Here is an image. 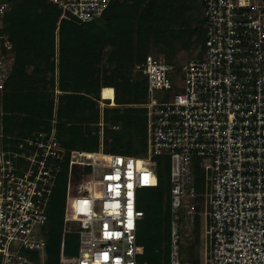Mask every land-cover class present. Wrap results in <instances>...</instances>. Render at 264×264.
I'll list each match as a JSON object with an SVG mask.
<instances>
[{
	"label": "built area",
	"instance_id": "obj_1",
	"mask_svg": "<svg viewBox=\"0 0 264 264\" xmlns=\"http://www.w3.org/2000/svg\"><path fill=\"white\" fill-rule=\"evenodd\" d=\"M26 1L0 0V264H46L49 203L63 166L57 264H147L139 259L140 195L157 183L158 155L169 163L170 264H264V0H200L203 41L183 60L165 59L151 37L128 76L144 87L142 101L129 105L143 109L146 146L131 154L100 144L102 162L66 147L55 109L32 130L9 124L10 18ZM37 1L57 9L58 25L99 18L112 0ZM111 88L113 98L102 100L114 99ZM68 231L78 233L74 254L64 252ZM183 243L192 245L184 254Z\"/></svg>",
	"mask_w": 264,
	"mask_h": 264
},
{
	"label": "trees",
	"instance_id": "obj_2",
	"mask_svg": "<svg viewBox=\"0 0 264 264\" xmlns=\"http://www.w3.org/2000/svg\"><path fill=\"white\" fill-rule=\"evenodd\" d=\"M194 1L112 0L99 18L80 23L62 18L57 25L59 12L53 5L27 0L10 18L16 66L4 94V108L11 112L9 124L20 132L25 125L32 130L47 124L55 109L58 135L68 149L81 145L97 150L98 130L94 132L89 123L98 122L101 88L103 94L113 87L114 102L104 100L111 106L103 108V120L118 123L121 129H105L104 150L141 153L146 146L143 109L129 104L142 101L144 87L121 69L144 58L151 37L165 59L201 43L204 33L192 16ZM156 167V185L141 191L145 215L138 241L144 252L139 259L170 264L168 157L156 156ZM65 192L63 166L49 203L46 264L58 262ZM77 247L78 233L65 232L64 252L74 254Z\"/></svg>",
	"mask_w": 264,
	"mask_h": 264
},
{
	"label": "rangeland",
	"instance_id": "obj_3",
	"mask_svg": "<svg viewBox=\"0 0 264 264\" xmlns=\"http://www.w3.org/2000/svg\"><path fill=\"white\" fill-rule=\"evenodd\" d=\"M190 2H192V0H189ZM193 11H192V16H194L195 17V21H197V17L198 16H200V14H201V5H200V0H196V1H194L193 3ZM194 23H196V22H194ZM189 53V52H188ZM188 53H187V51H184V50H179V52L177 53V55H176V58L177 59H179V60H183V59H185L186 57H187V55H188ZM132 66L129 64L126 68H123L122 67V69H121V73L124 75V76H129V77H132L133 78V75L131 74V71H130V68H131ZM55 76H57V74H56V71H55ZM133 81V80H132ZM54 91L57 93V92H59V90L57 89V88H54ZM104 95H106V96H104ZM102 96L103 97H112L113 96V92H112V89L111 90H107L106 92H104L103 94H102ZM113 98V97H112ZM55 100H57V99H55ZM111 102H114V99H112V101ZM111 104V103H110ZM113 104H115V103H113ZM106 106H111V105H109L108 104V102H106V101H101V98L98 100V107H99V119H98V122H101V121H103V124H102V126L101 125H99V123L97 122V123H94V122H91V123H89V128H92V129H94V132H96L97 130H98V139H99V141H98V143H99V145L101 144L102 146H103V148H104V146H106L104 143H103V139H104V133H105V129L107 128V129H110L111 127H110V125H111V121L110 120H107V121H104L103 120V114H104V110H103V108H105ZM133 106V105H132ZM109 114H111L110 112H109ZM102 128V134L99 132V130ZM120 129H121V127H120ZM120 129H118L119 131H120ZM96 130V131H95ZM115 130V129H114ZM136 138V137H135ZM109 138L107 139V141L109 142ZM83 147L84 146H81V145H76L75 146V148H81V149H83ZM72 180V179H71ZM73 181V180H72ZM141 191H143L142 189H141ZM140 198H141V195H140ZM141 224V223H140ZM68 225L71 227V228H75L76 227V223L75 222H68ZM139 228H140V225H139ZM139 228H138V231H139ZM190 248H192V245L191 244H181L180 245V250H181V253L182 254H184L185 253V251L186 250H190ZM196 249H197V246H196ZM198 253V250H196V254Z\"/></svg>",
	"mask_w": 264,
	"mask_h": 264
},
{
	"label": "bare ground",
	"instance_id": "obj_4",
	"mask_svg": "<svg viewBox=\"0 0 264 264\" xmlns=\"http://www.w3.org/2000/svg\"><path fill=\"white\" fill-rule=\"evenodd\" d=\"M102 89H103V87L101 88V93H100V98H101V101H103L102 99H105V98H109V99H111L110 97H103L102 96ZM110 101H112V100H110ZM88 152V155L90 156L88 159L89 160H91V161H93V162H102V161H104V158L102 157V153L103 152H101V151H99V150H92V151H87Z\"/></svg>",
	"mask_w": 264,
	"mask_h": 264
},
{
	"label": "snow or ice",
	"instance_id": "obj_5",
	"mask_svg": "<svg viewBox=\"0 0 264 264\" xmlns=\"http://www.w3.org/2000/svg\"><path fill=\"white\" fill-rule=\"evenodd\" d=\"M129 227H131V225H129Z\"/></svg>",
	"mask_w": 264,
	"mask_h": 264
}]
</instances>
